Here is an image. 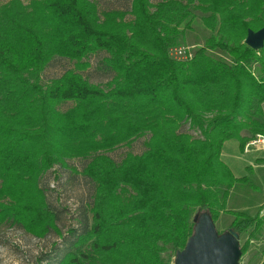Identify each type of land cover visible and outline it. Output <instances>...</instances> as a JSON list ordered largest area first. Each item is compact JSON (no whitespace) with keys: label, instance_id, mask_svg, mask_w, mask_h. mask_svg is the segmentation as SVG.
<instances>
[{"label":"trees","instance_id":"1","mask_svg":"<svg viewBox=\"0 0 264 264\" xmlns=\"http://www.w3.org/2000/svg\"><path fill=\"white\" fill-rule=\"evenodd\" d=\"M193 9L207 36L190 57H175ZM262 26L264 0H130L126 12H99L91 0L1 4L0 225L17 224L36 238L59 234L40 177L88 158L81 174L94 184L90 225L71 231L70 243L84 248L55 264H170L195 210L215 221L244 180L221 159L223 142L235 139L242 152L264 135V39L259 49L243 43L247 30ZM101 51L113 73L105 87L79 73ZM55 57L72 68L42 83ZM66 102L72 105L60 110ZM183 124L199 136L180 131ZM143 135L142 153L119 163L106 155ZM231 214L228 229L248 230L242 254L264 215Z\"/></svg>","mask_w":264,"mask_h":264},{"label":"rangeland","instance_id":"2","mask_svg":"<svg viewBox=\"0 0 264 264\" xmlns=\"http://www.w3.org/2000/svg\"><path fill=\"white\" fill-rule=\"evenodd\" d=\"M8 0H0V5ZM27 4L30 0H21ZM96 4L99 12L118 9L129 11L130 0H91ZM154 4L160 0H149ZM191 28L185 30L184 44L181 48L186 53L202 43L207 36L200 17L202 14L192 10ZM126 15L125 19H130ZM215 56H220L216 51ZM104 52H97L87 57L89 66L86 70L79 72L89 83L105 87L113 73L108 70L103 58ZM72 68V62L55 57L49 61L41 73L42 83L58 77L63 71ZM72 105L71 102L63 103L60 110H65ZM180 131L187 132L192 137H198L196 129L189 128L187 124L180 127ZM245 135L247 131L242 132ZM148 135L135 138L128 144H122L113 150L106 152L114 162L119 163L127 153L140 154L145 149V142ZM222 152L228 155L221 156L223 162L228 166L235 177H244L243 181L235 183L229 190L226 200V211L220 212L214 223L218 233L228 230L229 223L233 218L232 211H243L247 215H264V145L249 147L246 152H240L235 139L223 142ZM87 159L66 160V166H53L45 172L39 180V186L43 189L45 201L49 210L55 216V226L59 234L50 230L43 238L33 237L23 231L14 223L5 222L0 225V264H55L61 255L67 251L77 253L82 251L84 246L72 248L73 234H79L90 225V204L92 201L94 184L81 171ZM71 168H74L73 171ZM263 205L262 208L260 206ZM197 212L193 213V215ZM192 215V217H193ZM191 217V221H192ZM247 231L238 234L239 247L247 239ZM173 249L164 253V257L172 254ZM241 252V251H240ZM174 255V253H173ZM172 260V258H171ZM170 264L172 262L170 261ZM238 264H264V228H261L255 238L248 241L245 251L241 254Z\"/></svg>","mask_w":264,"mask_h":264},{"label":"water","instance_id":"3","mask_svg":"<svg viewBox=\"0 0 264 264\" xmlns=\"http://www.w3.org/2000/svg\"><path fill=\"white\" fill-rule=\"evenodd\" d=\"M263 39L264 26L255 31L247 30L243 43L259 49ZM192 223V232L184 246L174 252L172 264H238L241 252L237 233L230 229L218 233L206 211L195 213Z\"/></svg>","mask_w":264,"mask_h":264},{"label":"built area","instance_id":"4","mask_svg":"<svg viewBox=\"0 0 264 264\" xmlns=\"http://www.w3.org/2000/svg\"><path fill=\"white\" fill-rule=\"evenodd\" d=\"M181 48V47H178ZM172 54L175 57H190L191 53H186L184 49H173ZM264 145V135L256 134L253 138H251L243 148V152H246L249 147H254V146H263Z\"/></svg>","mask_w":264,"mask_h":264},{"label":"crops","instance_id":"5","mask_svg":"<svg viewBox=\"0 0 264 264\" xmlns=\"http://www.w3.org/2000/svg\"><path fill=\"white\" fill-rule=\"evenodd\" d=\"M261 109H262L263 119H264V101H263L262 104H261ZM222 145H223V144H222ZM223 155H228V154H226L225 152H222V149H221V156L223 157Z\"/></svg>","mask_w":264,"mask_h":264}]
</instances>
